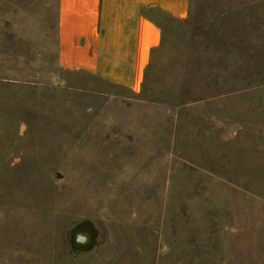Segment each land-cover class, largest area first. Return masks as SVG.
<instances>
[{"label": "rangeland", "instance_id": "rangeland-1", "mask_svg": "<svg viewBox=\"0 0 264 264\" xmlns=\"http://www.w3.org/2000/svg\"><path fill=\"white\" fill-rule=\"evenodd\" d=\"M249 1L152 14L163 42L134 95L58 66L56 0H0V264H264Z\"/></svg>", "mask_w": 264, "mask_h": 264}, {"label": "crops", "instance_id": "crops-1", "mask_svg": "<svg viewBox=\"0 0 264 264\" xmlns=\"http://www.w3.org/2000/svg\"><path fill=\"white\" fill-rule=\"evenodd\" d=\"M256 1L240 3L235 11ZM192 7L193 0H56L57 64L135 95L151 52L161 44L152 14L185 20Z\"/></svg>", "mask_w": 264, "mask_h": 264}, {"label": "trees", "instance_id": "trees-1", "mask_svg": "<svg viewBox=\"0 0 264 264\" xmlns=\"http://www.w3.org/2000/svg\"><path fill=\"white\" fill-rule=\"evenodd\" d=\"M171 20H173V19H171ZM174 21H178V22H180V23H187V22H188L186 19H185V20H174ZM161 31H162V28H161ZM162 42H163V31H162L161 44H162ZM161 44L159 45V47L153 49V51L151 52V60H150V63H149V65L147 66V68H146V70H145V72H144V75H143V81H142L141 86L143 85V82L145 83L146 80H147L148 73H149L150 68H151V61L153 60V56H154V54L160 49ZM221 94H224V93H219V92H218V93H216V94H214V95H215V96H220Z\"/></svg>", "mask_w": 264, "mask_h": 264}, {"label": "water", "instance_id": "water-1", "mask_svg": "<svg viewBox=\"0 0 264 264\" xmlns=\"http://www.w3.org/2000/svg\"><path fill=\"white\" fill-rule=\"evenodd\" d=\"M79 239H82V238H79Z\"/></svg>", "mask_w": 264, "mask_h": 264}]
</instances>
